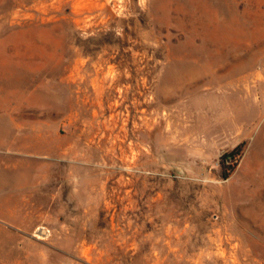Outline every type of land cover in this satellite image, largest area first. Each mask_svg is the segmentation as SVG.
<instances>
[{"label": "rangeland", "instance_id": "1", "mask_svg": "<svg viewBox=\"0 0 264 264\" xmlns=\"http://www.w3.org/2000/svg\"><path fill=\"white\" fill-rule=\"evenodd\" d=\"M0 264H264V0H0Z\"/></svg>", "mask_w": 264, "mask_h": 264}, {"label": "trees", "instance_id": "2", "mask_svg": "<svg viewBox=\"0 0 264 264\" xmlns=\"http://www.w3.org/2000/svg\"><path fill=\"white\" fill-rule=\"evenodd\" d=\"M244 144L245 143L239 144L234 150L226 152L221 156V165L223 166V169H226V171L224 170L223 178H228L230 171L237 166Z\"/></svg>", "mask_w": 264, "mask_h": 264}]
</instances>
